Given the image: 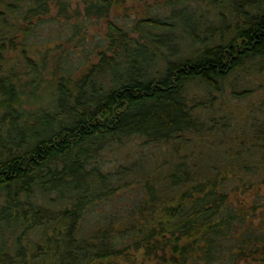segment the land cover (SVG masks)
<instances>
[{
	"label": "trees",
	"instance_id": "trees-1",
	"mask_svg": "<svg viewBox=\"0 0 264 264\" xmlns=\"http://www.w3.org/2000/svg\"><path fill=\"white\" fill-rule=\"evenodd\" d=\"M123 3L0 0V264H134L141 249L154 264H264V108L248 130L230 111L205 124L235 73L264 66V0L107 18ZM93 17L107 18L95 61L47 59Z\"/></svg>",
	"mask_w": 264,
	"mask_h": 264
},
{
	"label": "rangeland",
	"instance_id": "rangeland-1",
	"mask_svg": "<svg viewBox=\"0 0 264 264\" xmlns=\"http://www.w3.org/2000/svg\"><path fill=\"white\" fill-rule=\"evenodd\" d=\"M192 2H195V0H191ZM162 0H125V3L122 4L121 8L114 9L113 12L109 14L107 18H118V20L126 19L125 21H129L132 23H135L139 18L142 16L148 17L152 14H156L157 8L156 6H160V3ZM190 2V1H189ZM196 4V3H194ZM199 7V13L201 17H203L205 20H210L211 18V11L209 10V7L207 5H198ZM162 10H165L164 8ZM55 12V9L52 11V13ZM116 16V17H115ZM107 18H92L90 21V24L85 28L86 36L85 39H82L81 34L77 35L74 39L69 40L67 42H60L56 40H52V42L49 43V47L52 49L49 53L45 54V49L41 47V55L44 54L47 55V59L51 60L53 62L54 58L56 60L58 59L61 61V64L67 65L69 62L68 54L69 52H73V56L81 59L85 55L86 59L89 58V62L95 61L97 52L99 50H102V39L105 38V31L107 29ZM9 21H12V19L9 18ZM69 22H73L72 18ZM82 31L83 33H85ZM45 36V35H44ZM39 37H42L39 35ZM101 41V42H100ZM182 47H185L186 50H190L191 44L186 43L182 45ZM39 48V47H38ZM69 51V52H68ZM9 57L13 58V56H19L16 53H8ZM32 56V55H31ZM34 56V58H32ZM31 59L37 60L39 55H33ZM84 57V58H85ZM14 59V58H13ZM85 59V60H86ZM74 63V62H73ZM52 64V63H51ZM43 77H47L46 75ZM232 84L234 85V92L236 95H233V93H229V91L226 89L224 91V97L222 101H219V93H217V103H215L214 110L211 108L206 115V122L205 124H209V120L211 118V115H220V114H227V112H231V117L234 116L233 114H236V116H241L240 118L235 117V119L229 118L230 122L231 119L233 123L237 120L239 125H243L246 127V130H248V126L252 124L254 121V118H257L259 110L261 108H264V66H261L260 68L257 67L246 70L242 72V74L235 73L232 76ZM45 83L42 84V88H44ZM190 91L195 89L192 85L189 86ZM238 90H243L242 96H239ZM199 92V90H197ZM196 91V92H197ZM238 92V93H237ZM228 93V95H227ZM238 96V97H237ZM206 104V103H205ZM248 112V113H247ZM233 113V114H232ZM229 114V113H228ZM246 114V115H245ZM230 117V115H228ZM229 122V123H230ZM231 131V129H228L227 134ZM247 132V131H246ZM219 140V136H217ZM216 144V143H215ZM205 153L208 156H214V149L215 147H211L209 142H206L205 144ZM134 149H144L137 147V145L132 146ZM164 155V160H174V157L171 155L172 152L167 150H162ZM136 153V151H135ZM158 155H153L150 157L149 165H155L156 161H153L155 159H158ZM177 158H175L176 160ZM134 264H154V260L150 257H146L143 254V250H139L134 252L133 255V261ZM241 264H253V262H241Z\"/></svg>",
	"mask_w": 264,
	"mask_h": 264
}]
</instances>
